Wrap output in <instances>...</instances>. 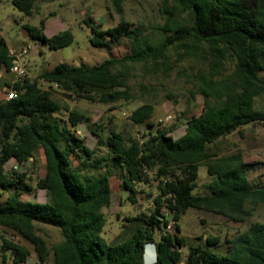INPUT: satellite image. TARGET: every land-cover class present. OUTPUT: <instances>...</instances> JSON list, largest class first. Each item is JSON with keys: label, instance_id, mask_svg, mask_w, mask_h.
I'll list each match as a JSON object with an SVG mask.
<instances>
[{"label": "trees", "instance_id": "16d2710c", "mask_svg": "<svg viewBox=\"0 0 264 264\" xmlns=\"http://www.w3.org/2000/svg\"><path fill=\"white\" fill-rule=\"evenodd\" d=\"M39 0H12L16 9L32 16ZM120 16L119 23L103 30L91 18L84 24L91 31L95 47H108L127 37L131 53L111 57L91 68L59 63L40 74L39 80L24 78L11 86L17 97L0 100V228L21 235L34 246L39 264H47L52 252L54 264H145L146 243L158 250L156 264H264V223H255L228 240L226 254L215 251L216 236L202 237L204 244L191 247L179 234L180 222L191 209L243 222L253 216L247 207L264 204V187L249 181L250 164L242 154L216 155L208 147L242 127L264 123V110H255V99L264 94V0H165L164 23L156 30L158 40L143 25L124 17L123 0H112ZM28 35L59 50L74 42L65 30L53 36L41 27L27 25ZM176 50L178 61L197 58L206 69L196 75L197 93L204 99L199 115L188 118L184 134L174 138L166 130L154 129L147 122L155 112L153 104H143L131 114L132 122L148 123L150 130L141 139L113 133L106 141L95 131L98 146L107 153L96 156L78 134L84 116L71 112L67 119L58 116L62 107L50 89L57 84L68 95L102 104L135 100L129 85V64L157 65ZM16 58L0 38V71L11 72ZM233 71L226 74L228 66ZM39 81L50 85L43 88ZM42 150L46 174L37 188L46 191V202L22 199L21 186L26 173L9 174L5 164L35 161ZM77 162V163H76ZM207 167L211 180L207 192L193 194L199 179V167ZM120 173L122 187L130 190L134 201L137 183H149L150 175L158 182L154 209L148 218L138 221L134 231L122 241L107 242L101 232L107 223L102 212L112 204L111 177ZM167 210V212H164ZM172 216L171 219L169 217ZM37 224L58 228L63 241L50 251L37 234ZM173 224L175 232L167 229ZM161 230L157 239L156 231ZM2 252H11L15 263H26L29 249L0 236Z\"/></svg>", "mask_w": 264, "mask_h": 264}, {"label": "rangeland", "instance_id": "374dc122", "mask_svg": "<svg viewBox=\"0 0 264 264\" xmlns=\"http://www.w3.org/2000/svg\"><path fill=\"white\" fill-rule=\"evenodd\" d=\"M165 0H123L124 17L135 25H143L147 33L158 40L162 35L156 30L164 23ZM86 18H91L95 24H100L106 30L115 27L120 16L117 14L112 0H39L32 16H27L12 4V0H0V38H3L11 49V53L26 71L24 78L39 80L41 73L49 71L59 63H67L71 67L91 68L109 59L122 58L131 53L130 40L121 38L110 46L95 47L90 42L91 29L84 24ZM44 22V33L53 36L65 30L74 35V42L62 49L52 50L44 43L32 39L26 30L27 25L41 27ZM14 61V63L16 62ZM206 63L197 58H188L178 61L176 50L171 49L166 62L157 65L129 64L127 72L130 76L129 85L135 100L120 101L113 104H102L85 99H78L68 95L61 88L50 89L52 97L62 107L58 116L67 119L71 112H78L84 120L78 126V132L83 134L85 143L90 148H97L96 156L107 153L105 145L98 146V133L104 141L113 134H121L125 139L137 137L141 139L150 130L148 123L136 124L132 122L131 114L143 104H153L155 112L147 121L154 125V129L166 130L174 138L181 137L186 128L188 118L199 115L204 108V99L197 93L196 75L205 71ZM233 64L228 66L226 74L232 73ZM264 76V73L261 74ZM13 72L0 71V100L4 99L6 90L14 82L24 79ZM45 89L50 85L39 81ZM255 110H264V94L255 99ZM170 117V119H167ZM219 156L242 154L245 162L250 164L249 181L254 187H264V123L251 124L242 127L226 137L208 146ZM35 161L18 164L14 159L5 164L7 173H26L27 178L21 186L22 199L31 202H46L50 197L46 191L37 188L40 178L46 174V160L42 150L35 153ZM77 163V162H76ZM17 166L18 169L14 167ZM211 180L207 167H199L197 188L193 194L207 192L206 184ZM158 182L150 175L149 183L135 185L136 196L130 198V190L122 187L120 173L111 177L112 204L102 209L107 219L101 235L107 242L122 241L138 226V221H129L128 218L142 216L148 218L154 209V198L157 196ZM13 192L6 191L0 202ZM247 207L253 210V216L243 222H234L227 217L213 213L191 209L183 216L180 225V236L186 241L182 248L187 256L192 246L204 240L200 238L216 236L220 243L215 251L226 254L228 240L245 232L255 223H264V204ZM167 212V210H164ZM37 234L42 237L49 248L63 241L61 231L53 226L37 224ZM174 233V225L167 229ZM161 230L157 229L156 237L160 238ZM26 246L30 256L26 263H15L11 252H2L0 249V264H39L34 246L21 235L0 228V236ZM2 240L0 239V244ZM146 264V257H144ZM54 264L51 252L48 263ZM151 264V258H147Z\"/></svg>", "mask_w": 264, "mask_h": 264}, {"label": "built area", "instance_id": "2783aa9c", "mask_svg": "<svg viewBox=\"0 0 264 264\" xmlns=\"http://www.w3.org/2000/svg\"><path fill=\"white\" fill-rule=\"evenodd\" d=\"M11 72H13L14 74H16L19 77H25L26 76V71L22 68L21 64L18 63V60H16L15 65L13 66V68L11 69ZM52 86L54 88H58L57 84H52ZM5 93V97L4 99L6 100H10L13 99L15 97H17V90H15L13 87H9L8 90H6ZM167 119H170V117H168ZM80 137H83V134H81V132H78ZM15 169H18L17 166L14 167ZM171 227V225L169 226V228Z\"/></svg>", "mask_w": 264, "mask_h": 264}, {"label": "clouds", "instance_id": "9594fccd", "mask_svg": "<svg viewBox=\"0 0 264 264\" xmlns=\"http://www.w3.org/2000/svg\"><path fill=\"white\" fill-rule=\"evenodd\" d=\"M145 249V257H146V264L147 258H151V264H156V260L158 259V250L154 244L146 243L144 246Z\"/></svg>", "mask_w": 264, "mask_h": 264}, {"label": "water", "instance_id": "95a60500", "mask_svg": "<svg viewBox=\"0 0 264 264\" xmlns=\"http://www.w3.org/2000/svg\"><path fill=\"white\" fill-rule=\"evenodd\" d=\"M171 218H172V216L169 217V219H171Z\"/></svg>", "mask_w": 264, "mask_h": 264}]
</instances>
